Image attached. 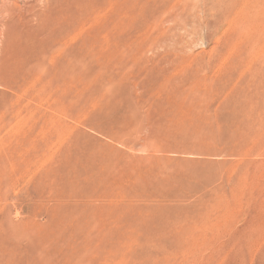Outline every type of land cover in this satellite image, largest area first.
Here are the masks:
<instances>
[{
  "label": "rangeland",
  "instance_id": "374dc122",
  "mask_svg": "<svg viewBox=\"0 0 264 264\" xmlns=\"http://www.w3.org/2000/svg\"><path fill=\"white\" fill-rule=\"evenodd\" d=\"M0 264H264V0H0Z\"/></svg>",
  "mask_w": 264,
  "mask_h": 264
},
{
  "label": "bare ground",
  "instance_id": "6f19581e",
  "mask_svg": "<svg viewBox=\"0 0 264 264\" xmlns=\"http://www.w3.org/2000/svg\"><path fill=\"white\" fill-rule=\"evenodd\" d=\"M23 1V0H22ZM7 2V1H6ZM10 4V3H9ZM16 4V3H15ZM49 5H50V3H49ZM35 6V5H34ZM51 6H52V4H51ZM8 7V6H7ZM21 9V8H20ZM60 9V8H59ZM11 10V9H10ZM18 10V9H17ZM32 10V9H31ZM10 13V12H9ZM19 13H20V10H19ZM56 14V13H55ZM7 15V14H6ZM25 17V16H24ZM14 19V18H13ZM13 26V25H12ZM15 31V30H14ZM11 33V32H10ZM13 34H15V32L13 33ZM17 34V33H16ZM19 35V34H18ZM9 36V35H8ZM12 39H13V35H12ZM15 40V39H14ZM8 41H10V40H8ZM7 43V42H6ZM13 44V43H12ZM6 46V45H5ZM8 47V46H7Z\"/></svg>",
  "mask_w": 264,
  "mask_h": 264
}]
</instances>
